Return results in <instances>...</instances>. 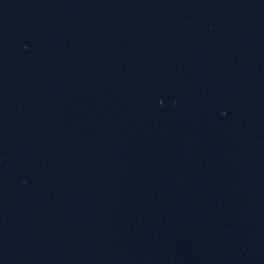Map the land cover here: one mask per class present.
I'll list each match as a JSON object with an SVG mask.
<instances>
[{"label":"water","instance_id":"95a60500","mask_svg":"<svg viewBox=\"0 0 264 264\" xmlns=\"http://www.w3.org/2000/svg\"><path fill=\"white\" fill-rule=\"evenodd\" d=\"M0 264H264V0H0Z\"/></svg>","mask_w":264,"mask_h":264}]
</instances>
